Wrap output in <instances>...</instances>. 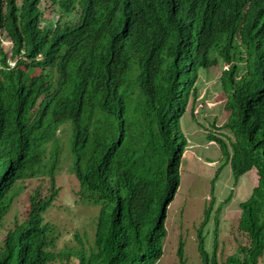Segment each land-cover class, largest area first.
Masks as SVG:
<instances>
[{
	"label": "trees",
	"instance_id": "trees-1",
	"mask_svg": "<svg viewBox=\"0 0 264 264\" xmlns=\"http://www.w3.org/2000/svg\"><path fill=\"white\" fill-rule=\"evenodd\" d=\"M52 1L65 12L80 4L78 20L46 25L42 0H0V225L16 183L40 173L52 130L69 121L78 194L101 205L95 250L87 253L75 234L77 264H155L188 145L181 118L198 95L200 71L222 61L229 117L220 127L234 138H208L235 184L253 168L259 178L240 203L239 227L250 242L224 264H264V0ZM59 157L54 150L53 168ZM50 189L29 195L23 220L0 241V264H70L72 251L54 249L58 230L44 217L59 193L54 181ZM231 198L215 211L211 253L203 229L215 196L205 209L201 264H220L218 216ZM184 250L182 238L178 264H187Z\"/></svg>",
	"mask_w": 264,
	"mask_h": 264
},
{
	"label": "rangeland",
	"instance_id": "rangeland-1",
	"mask_svg": "<svg viewBox=\"0 0 264 264\" xmlns=\"http://www.w3.org/2000/svg\"><path fill=\"white\" fill-rule=\"evenodd\" d=\"M41 7L45 11L44 23L47 25H52L59 16L62 17V21L74 23L80 15L78 5L72 11L65 12L58 2L42 0ZM2 37L3 47L8 52L11 43L5 31H2ZM224 68H226L224 62L219 61L216 65L200 71L196 83L198 95L195 99L194 96L189 98L183 112L181 125L189 143L182 159L181 183L168 208L166 220L168 233L164 241V254L155 264H178L176 250L182 238L185 241L187 264H201L197 249V232L212 196H215V203L210 219L203 229L206 249L210 253L213 251L215 211L230 193L232 198L223 204L218 216L219 263L224 264L228 255L236 252L240 245L250 242L248 235L239 227L240 203L248 199L253 187L257 185V171L255 168L251 169L235 184L231 165L224 163L219 144L208 138L210 133H220L221 136L223 134L226 140L234 138L228 129L220 127L229 117V110L225 108L228 93L221 84ZM52 131L53 138L46 146L40 173L19 180L15 185L16 195L12 207L0 225V241L16 221L23 220L29 195L38 189L39 196L45 197L50 193L54 181L59 193L44 212V217L54 223L58 230L54 249L72 251L70 264H77L80 245L75 239V234L83 236L87 253L95 250L96 225L101 205L81 199L78 194L79 183L73 173L75 156L71 151L73 138L71 122H64ZM56 149L60 151V161L53 168V152ZM214 177L216 180L212 193ZM51 264L66 263L60 260Z\"/></svg>",
	"mask_w": 264,
	"mask_h": 264
},
{
	"label": "clouds",
	"instance_id": "clouds-1",
	"mask_svg": "<svg viewBox=\"0 0 264 264\" xmlns=\"http://www.w3.org/2000/svg\"><path fill=\"white\" fill-rule=\"evenodd\" d=\"M58 3H59V2H58ZM59 5H60V4H59ZM77 5L80 7V4H75L74 8H75ZM60 7H61V6H60ZM61 8H62V7H61ZM74 8H73V9H74ZM62 9H63V8H62ZM73 9H72V10H73ZM43 10H44V9H43ZM63 10H64V9H63ZM72 10H71V11H72ZM44 12H45V11H44ZM69 12H70V11H69ZM80 12H81V8H80ZM44 16H45V13H44ZM59 17H61V16H59ZM59 17H58V18H59ZM61 18H62V17H61ZM78 18H79V17H78ZM56 19H57V18H56ZM56 19H55V21H56ZM77 20H78V19H77ZM74 23H75V22H74ZM45 24H46V23H45ZM53 24H54V23H53ZM53 24H52V25H53ZM46 25H47V24H46ZM1 37H2V31H1ZM2 40H4L3 37H2ZM9 42L11 43V49H10V51H8V52L11 54V51H12V45H13V44H12V42H11L10 39H9ZM8 63H9L10 65L14 66L15 61H14V59L10 58V59H8ZM224 64H225V63H224ZM225 65H226V67L228 66L227 64H225ZM224 69H225V68H224ZM224 69H223V70H224ZM221 76H222V75H221ZM197 81H198V80H197ZM183 131H184V130H183ZM184 133H185V132H184ZM187 139H188V138H187ZM212 141H213V140H212ZM188 143H189V142H188ZM73 173H74V170H73ZM74 175H75V173H74ZM75 177H76V175H75ZM76 178H77V177H76ZM257 178H258V177H257ZM258 179H259V178H258ZM77 180H78V179H77ZM257 182H258V180H257ZM78 183H79V181H78ZM257 184H258V183H257ZM79 187H80V183H79ZM211 188H212V185H211ZM78 190H79V189H78Z\"/></svg>",
	"mask_w": 264,
	"mask_h": 264
}]
</instances>
